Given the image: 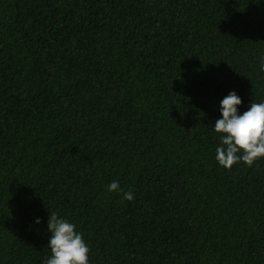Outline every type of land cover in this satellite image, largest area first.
I'll use <instances>...</instances> for the list:
<instances>
[{"label":"trees","instance_id":"trees-1","mask_svg":"<svg viewBox=\"0 0 264 264\" xmlns=\"http://www.w3.org/2000/svg\"><path fill=\"white\" fill-rule=\"evenodd\" d=\"M261 59L264 0H0V264H45L53 212L89 264H264V157L213 128Z\"/></svg>","mask_w":264,"mask_h":264},{"label":"clouds","instance_id":"clouds-1","mask_svg":"<svg viewBox=\"0 0 264 264\" xmlns=\"http://www.w3.org/2000/svg\"><path fill=\"white\" fill-rule=\"evenodd\" d=\"M259 70L264 72V59L260 60ZM220 103L222 118L215 121L213 128L222 135L215 159L220 166L229 169L239 161L252 166L254 161L264 157V102H253L248 110L239 114L237 106L242 100L232 91ZM108 190L122 191L118 181L112 182ZM123 198L131 201L134 194L125 192ZM36 222L39 223V218ZM75 228V224L51 213L48 221V230L52 233L48 247L51 257L45 264H89V247Z\"/></svg>","mask_w":264,"mask_h":264}]
</instances>
